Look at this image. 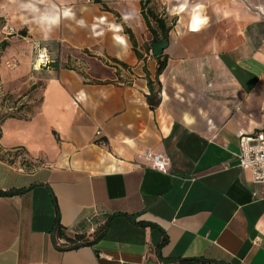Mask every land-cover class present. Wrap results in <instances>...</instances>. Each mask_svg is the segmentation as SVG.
Here are the masks:
<instances>
[{
  "label": "crops",
  "instance_id": "0c3cea01",
  "mask_svg": "<svg viewBox=\"0 0 264 264\" xmlns=\"http://www.w3.org/2000/svg\"><path fill=\"white\" fill-rule=\"evenodd\" d=\"M18 1L37 11L20 7L31 36L8 37L0 54L1 94L22 104L0 103V118L15 114L0 120V190H25L0 195V264H264V185L237 166L238 134L264 131V5L156 0L187 21L168 31L158 73L139 0ZM102 4L118 23L99 16ZM103 26L111 60L80 56ZM34 41L48 68H32ZM147 149L169 157L165 172L149 167ZM57 212L85 243L53 237ZM113 213L156 225L167 243L157 249L154 229Z\"/></svg>",
  "mask_w": 264,
  "mask_h": 264
},
{
  "label": "rangeland",
  "instance_id": "374dc122",
  "mask_svg": "<svg viewBox=\"0 0 264 264\" xmlns=\"http://www.w3.org/2000/svg\"><path fill=\"white\" fill-rule=\"evenodd\" d=\"M79 1L81 3H83V4H89V1H91V0H79ZM18 2H19L18 0H16V1L15 0H0V54H1L2 50H4V48L1 47V42H6V40H7L6 38H3L4 34L1 32L2 31V27L5 24H8V26L12 27V29H13V34L12 35H8L7 38L10 37V36H17V37H20V38L21 37H26L27 35L31 36V33L29 31L28 25H26V23H24L23 16L21 15V11L22 10L20 9L21 5L25 4L26 2H24L22 4H20ZM249 2L252 3V4H255L257 6L264 5V0H249ZM19 4H20V6H19ZM149 6H154L158 16H160V17L165 16L168 23L173 22V24L171 25L172 27L176 23H178L179 25L181 23H183V26L187 27V21H184L183 19H181L179 21V17L178 16H175V17L169 19V16L166 13V5L161 3V1L153 0V3L151 2ZM99 8L101 10V13L99 14V16L105 15L108 22L118 23L117 21L119 19L117 18V16L115 14H109L107 12L106 13L102 12V11H105L104 9H107L105 4H102L101 7H99ZM25 10L29 11V9L24 8L23 11H25ZM89 12H90V9H87L86 12H82L81 11L79 13V15H78L84 21V23L81 24V27L85 28L84 32H87V29H86L85 26L87 25V23H90V19H89L90 18L89 17L90 14H89ZM181 15L185 16V17L188 16L186 11L181 12ZM154 25H156V24H154ZM21 31H25L26 35L25 36L20 35L19 33ZM100 31H104V32L97 38V40H95V41L84 40L82 42L85 46L89 45L88 46L89 49L85 48L84 50H81L80 56H84L85 58H87V57H90V56H94V54L98 53V54H100L99 58H101L103 60L104 59H106V60L110 59L108 57L109 54L106 51L107 50V45H108L107 38L108 37L111 38V44H114V41L112 40L113 39L112 38L113 32L110 31V30H106L105 26H103L100 29ZM123 31L124 30L121 27V33L122 34L124 33ZM137 33H138V28H137ZM140 35H142L143 39H145V36H148V38H150V36H152L151 33L148 31L145 23L142 24V31H141ZM33 59H34V53H33ZM13 65L15 67L14 63H13ZM62 65L66 66V67H71L70 61L63 62ZM9 68H11V67H9ZM38 98H39V94L34 96L33 99L34 100H39Z\"/></svg>",
  "mask_w": 264,
  "mask_h": 264
},
{
  "label": "trees",
  "instance_id": "16d2710c",
  "mask_svg": "<svg viewBox=\"0 0 264 264\" xmlns=\"http://www.w3.org/2000/svg\"><path fill=\"white\" fill-rule=\"evenodd\" d=\"M97 3L100 2L101 0H96ZM140 2V13L143 17L144 23L148 29V31L151 33L152 36H157L160 39L167 37L168 35V31L171 29V25L173 24V22L168 23L166 20V17H160L158 16V14H156L153 10V8L150 5V3L152 2V0H139ZM165 15V14H164ZM152 21H151V20ZM156 24V25H154ZM122 27L124 30V33L128 35V37L133 40V34L131 32V30L129 29V26L127 25V23H123L122 22ZM22 36H25V31H21L19 33ZM6 46V42H1V47L4 48ZM150 49V48H149ZM157 62H158V67H157V72L160 73L163 68L165 67V63H166V59L163 56H158L156 57ZM5 100H8L9 102H12L13 104L16 103V100H14V96L10 93H4L3 96L0 97V103L1 102H5ZM22 107H20L21 109ZM9 116H15V114H4L0 120H3L6 117ZM23 190H10V191H1L0 190V195H12L14 193L17 192H22ZM56 210H57V205L55 206ZM59 213L57 212L56 217H55V222H54V227H53V237L59 238V239H63L64 240V244H67L69 246H77L80 245L82 243L86 242V238L82 235H76L74 237H69L64 233V227L60 224L59 222ZM116 215H124L128 218H130L136 225H138V227H150L152 229H156L158 232H160L161 235V240L159 241V243L157 244V249H160V247H162L164 244L167 243V235L160 229L158 228L156 225L154 226V224H150L148 222L145 221H136V217L137 215H129V214H121V213H113L111 214L108 219H110L113 216ZM107 219V221H108ZM107 221H105L104 224H101L100 226H98L94 232H93V238H99L101 237L104 232L106 231L105 228L107 226ZM170 261V260H168ZM171 261H173L175 264H216V262L210 261V260H206L204 258H175L172 259Z\"/></svg>",
  "mask_w": 264,
  "mask_h": 264
},
{
  "label": "built area",
  "instance_id": "2783aa9c",
  "mask_svg": "<svg viewBox=\"0 0 264 264\" xmlns=\"http://www.w3.org/2000/svg\"><path fill=\"white\" fill-rule=\"evenodd\" d=\"M4 34L3 38L7 39L8 35L13 34L12 27L5 24L2 27ZM34 59L32 62V68L34 70L40 68H48L53 63L51 56L49 55L46 47L41 45L40 42H33ZM13 68V64H8ZM1 88H0V97ZM22 104L16 101V103L5 100V106L7 112H12L20 107ZM100 130H96L95 135H99ZM239 152L237 154V166L241 169H248L250 172L251 180L260 185H264V131L260 130L253 134H245L240 132L239 134ZM144 158L149 164L150 168L160 172H165L170 164V159L167 155L159 152H154L150 149L145 150Z\"/></svg>",
  "mask_w": 264,
  "mask_h": 264
},
{
  "label": "water",
  "instance_id": "95a60500",
  "mask_svg": "<svg viewBox=\"0 0 264 264\" xmlns=\"http://www.w3.org/2000/svg\"><path fill=\"white\" fill-rule=\"evenodd\" d=\"M153 41L151 42V53L153 56H160L163 53V50L166 48L167 44H168V40L167 37L164 38H158L157 36H153ZM152 233H150V238H151V242L153 244H158L159 242V233L157 230H153L151 231Z\"/></svg>",
  "mask_w": 264,
  "mask_h": 264
},
{
  "label": "clouds",
  "instance_id": "9594fccd",
  "mask_svg": "<svg viewBox=\"0 0 264 264\" xmlns=\"http://www.w3.org/2000/svg\"><path fill=\"white\" fill-rule=\"evenodd\" d=\"M21 6H22L23 8L30 9V10H32V11H34V12L37 11V9H36V8L34 7V5L31 4V3L23 4V5H21ZM65 15H68V13L66 12ZM41 19H42V20H47L48 18H47V17H42ZM50 22H51V23H55L56 20H55V19H52ZM199 23H201V21H199V20H194V22H193V27L195 28L196 25H198Z\"/></svg>",
  "mask_w": 264,
  "mask_h": 264
}]
</instances>
